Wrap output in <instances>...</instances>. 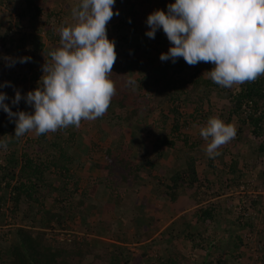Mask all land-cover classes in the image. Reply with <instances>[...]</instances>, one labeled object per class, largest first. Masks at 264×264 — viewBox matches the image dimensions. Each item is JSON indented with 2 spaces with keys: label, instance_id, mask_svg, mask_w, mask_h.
I'll return each mask as SVG.
<instances>
[{
  "label": "trees",
  "instance_id": "obj_1",
  "mask_svg": "<svg viewBox=\"0 0 264 264\" xmlns=\"http://www.w3.org/2000/svg\"><path fill=\"white\" fill-rule=\"evenodd\" d=\"M45 2L0 0V85L5 82L11 85L0 87V92L7 94L5 103L13 112H30L31 106L25 100L18 105H13L12 100L17 90L26 96L39 85L23 90L16 84L43 76L41 60L51 59L49 53L60 47V33L56 29L72 25L59 19L60 11L46 8ZM67 2L51 0V3H59L66 16L70 9ZM114 8L125 10L128 15L119 21L113 16L107 25V35L115 41L116 52L122 51L124 55L129 39L139 29L136 12L130 0H116L115 12ZM23 26L34 33H25ZM12 32L16 33L14 38H10ZM38 32L43 34V39L36 34ZM6 37L10 38L9 44ZM46 41L52 44L50 49ZM140 42L142 48L146 46L143 52L146 69L134 73V76L142 75L134 79V87L120 82L115 85L116 94L107 112L99 118L109 117L110 122H117L108 136L113 148L89 149L88 160L97 154L106 163L99 160L89 163L101 176L89 180L88 186L87 182L82 185V178L74 171L78 165L83 167L74 151L77 136L83 135L80 130L71 125L54 134L53 140L47 138V133L37 135L36 132L33 140L26 138L31 131L17 138L16 123L0 108V139L7 141L5 154H1L3 147H0V225L10 227L0 236V264H241L243 257L245 264H249L253 260L252 254L240 250L243 246L247 248V243L253 239L243 236L245 243L240 236L246 229L255 232L252 218L245 223L237 222L235 230L228 227L224 218V207H231L230 201L225 199L222 204L209 201L210 197L223 196L227 189L250 185L249 180L243 178L238 160L235 158L229 164L221 161L230 178H223L222 170L216 172L212 158L205 160L202 177L197 166L204 151L199 146L208 143L201 137L200 129L212 117L204 110V105L210 103L213 91H219L220 98L226 101L222 113L216 117L230 124L235 120L238 142L240 135L258 140L256 145L250 146V159L254 164L264 155V75L254 82L222 87L207 74L215 67L212 63L190 66L182 57L176 63L161 61L163 46L170 44L162 29L156 32L154 39L143 36ZM21 57H31V60L20 63L17 59L13 66H7L6 58ZM123 63L128 65L125 59ZM34 70L41 72L36 74ZM189 108L192 113L186 115L183 110ZM194 125L198 130L192 138L185 131ZM135 134L149 139L148 143ZM224 154L222 152L223 157ZM162 159L169 162L159 163ZM210 173H214L213 179ZM140 190L144 196L145 192L153 194L152 200L161 204L162 217L137 215L136 198L132 200V197ZM181 196L189 197L192 209L174 218V214L166 213L165 209H173ZM100 197H105L106 201L100 205L91 203ZM257 198L254 207H263V214L256 218L264 224V196ZM139 205L144 209L152 208L144 197ZM120 208L128 209L132 216L113 218ZM104 211L111 215L107 216ZM129 229L133 231L130 236L133 244L156 236L142 246V254L122 246L127 236L125 230ZM254 241L257 256L251 264H264V228ZM177 243L186 245L189 250L182 247L174 251ZM153 249L154 254L148 252ZM194 253L197 256H193Z\"/></svg>",
  "mask_w": 264,
  "mask_h": 264
},
{
  "label": "clouds",
  "instance_id": "obj_2",
  "mask_svg": "<svg viewBox=\"0 0 264 264\" xmlns=\"http://www.w3.org/2000/svg\"><path fill=\"white\" fill-rule=\"evenodd\" d=\"M115 3L82 0L72 9L76 23L60 28V47L49 53L50 61L45 58L39 86L26 96L17 90L12 100L13 105L25 100L34 112H13L5 103L7 94L0 92V108L16 123L15 137L33 130L41 135L71 125L78 128L82 120L93 121L107 112L116 94L110 79L117 60L116 45L107 35L109 21L119 15V10L113 11ZM167 8V12L149 14L146 21L147 37L154 39L162 29L172 45L161 54V61L176 63L182 57L190 66L212 63L215 67L207 71L208 76L226 88L264 75V0H175ZM6 59L11 67L17 59L26 63L31 57ZM127 83L134 87L136 81ZM5 86H11L10 82L0 85ZM200 135L208 141L206 154L215 158L220 155L218 149L235 138L236 128L211 117ZM0 147L6 149L7 141L0 139ZM254 215L245 218L237 214L240 223Z\"/></svg>",
  "mask_w": 264,
  "mask_h": 264
},
{
  "label": "rangeland",
  "instance_id": "obj_3",
  "mask_svg": "<svg viewBox=\"0 0 264 264\" xmlns=\"http://www.w3.org/2000/svg\"><path fill=\"white\" fill-rule=\"evenodd\" d=\"M67 1H68L67 2L68 6H70V7H68L70 9L67 10V16L62 13V8L59 5V3H57V4L54 3L53 5H51V7H49V9L52 10V12H57V13L60 11L61 14H60V16H58L59 19H62L65 22H68V23L74 25L76 23V20L72 16V9L77 8L81 4L82 0H67ZM130 1H131V4L133 5V9L136 12V19H137L136 24L139 27L138 30H140V32L137 30L136 35H134L133 37H131L129 39V41H128L129 44L126 46L127 49H126V53L124 55L122 54V51L120 52V54L117 53V60L113 66V72L110 74V79L113 80L115 85H116V83H119V82L128 84L127 81L129 79L134 80L137 78V76L138 77L142 76L140 73L139 74L136 73V75L137 74L138 75L134 76V73L139 72V71H144L146 69V67L144 66L146 57H144V54H143L146 46L144 48H142L143 46L142 47L140 46L141 45L140 44L141 43L140 38H142L143 36L146 37V32L149 30V27L146 23L147 18L149 16V14L153 13L156 10H164L165 12H167V10H168L167 6L169 4L175 3V0H148V1L147 0H130ZM45 3L47 5H49L51 3V0H46ZM114 9H115V12L117 10H119V15L118 16L114 15L115 18L117 17L116 21H119L120 19L127 17L128 14L126 13L125 10H120L118 8H114ZM11 24L13 26L14 23H11ZM6 27H7V25L4 26V28H6ZM23 29H24L25 33H31L32 32L30 29H28V27L23 26ZM54 30H55V28H54ZM56 32H59V30L56 29ZM32 33H34V32H32ZM141 33H142V35H140ZM14 34H16V33H14V32L10 33V38H14ZM36 34L39 37H42V39H43V34L41 32H38ZM10 38L6 37V43L9 44ZM155 43H156V41L153 40L152 45L155 46ZM50 44L51 43L46 41V45H48L47 46L48 49H50V47H49ZM159 47H162V43L159 45ZM170 47H171L170 44H165L162 48L163 52L166 53ZM123 59H125V63L127 61V63H128L127 66L123 63ZM43 60H44V58H43ZM43 60H41V62H40V64H41L40 67H42V65L45 63V61H43ZM50 60L51 59H49L48 61H50ZM155 62L156 61L154 60V63ZM117 63H119V65H117ZM195 66L200 67V64L198 63ZM34 72L36 74H38L41 71L40 70L39 71L34 70ZM128 72H131L132 75H129ZM40 80H41V78H39L38 80H34V79L28 80L26 82H23L22 84L21 83L18 85L16 84V86L22 88L23 90H28L29 86H32V85L38 86L39 85L38 82ZM233 86H237V85H233ZM234 91H237V88L236 89L234 88ZM220 96H221V93H219V91H216V92L213 91L212 97H211L212 99L210 100V103L209 104L206 103L204 105V110L205 111L208 110L211 113L212 117H216L217 115H220L223 111V106H224L223 104L226 101L221 99ZM29 110H30V112H34V109L31 107ZM183 112L186 115H188V114L192 113V109L191 108H189L188 110L184 109ZM99 118H97L96 120H93V121L82 120L80 123V126L78 128L76 127L78 130H80L82 132L83 135L77 136V142H76L77 146L74 148L75 158H77V160L81 161V165H83V167L80 168L78 165L77 168L76 167L74 168V171H76L77 175L82 178V185L87 182V186H88L89 180L101 176L100 171H98L96 168L87 169V168H89V163H91L93 161L95 162V160H99L100 163H103V161H104V163H106L105 160L103 159V157L98 158V157H100V155H97V154L93 155L91 161L88 160V158L86 157V152H85V151H87L86 150L87 145L92 143L93 151L108 148V147L113 148V145L110 144V138L108 136L110 134H112L111 128L113 129L114 126L117 125V122H116V120H112L110 122L109 117H104L101 119H99ZM106 122H109L110 124L107 125ZM231 124L235 126V120H233ZM60 130L61 129H58L56 132H47V138H49L50 140L55 139L54 134L58 135ZM197 130H198V126L194 125L193 128H189L185 132H186V134L191 135L192 138H194ZM244 132L246 133L245 130H244ZM240 137H241V138H239L240 142L237 141L238 139L235 136V138L233 140H231L230 142L221 146L218 149V151L220 152V155L215 157V158H212L213 166H214L215 170H217L216 172H218V170H222V173H223L222 177L223 178H230V176L227 175V172H226L227 167H224V164H222V163L224 161H227V163L231 162L236 158L238 160L237 161L238 166H240V168H242V170H243V174H244L243 178L250 181L251 186L250 185L248 186L250 188L249 190H252V191L261 190L263 193L261 194V191H259L258 192L259 196L260 195L264 196V175H263V172H264V155H260L259 159H257V162H255V164L250 159V152H251L250 146L252 144H253V146L256 145L258 140L251 139L250 135H247V137L240 135ZM26 138H31L33 140L35 138V131L34 130L31 131L27 135ZM26 138H24L23 140L25 141ZM246 138H248L249 140H247ZM83 146H85V147L83 148ZM149 146H150V142H149ZM206 146L207 145H205V143H204V145L202 144L201 146H199V148H202L205 151ZM37 150H39V149H37ZM204 151L202 152V156L200 155L201 157H203V159L199 161V165L197 166V171L201 177L204 175V171H205L204 170L205 169V160L211 159V158L207 157L208 155L206 154V151L205 152ZM6 152H7V148L1 149V154H5ZM222 152L225 153L224 157L222 156ZM222 160H223V162L221 163ZM90 166H91V164H90ZM92 167H93V165L90 168H92ZM216 172H214V173H216ZM210 174H212V173H210ZM213 174L211 175V179H213ZM262 175H263V178H262ZM258 181H262L263 184L261 183V185H260V183ZM234 188H236V187H234ZM131 189H130V191H131ZM233 191H234V189H233ZM233 191L227 189V191L223 193V196L219 197L218 199H213L210 197L209 201L213 202V203L219 202L221 204L224 202L223 200H225V199H228L229 201H231L230 202L231 207H229V208H225L224 206H221V207L222 208L224 207V210H223L224 211V218H225V222L229 223L228 227L235 228V230H236L237 226H235V225L237 224V222H239V219H238L237 214L233 211V205L237 204L238 199L231 196V195H234ZM123 192H124V190L123 191L121 190V193H123ZM123 195L124 194H122L121 197H123ZM149 195L153 196V194H150L149 192H145V196H144V193H142L140 190L139 194H137V195L135 194L132 197V200L135 198H136V200H138V199L141 200L142 197L150 200ZM137 197H138V199H137ZM181 197H185V199H187L189 201V197H187V196H181ZM102 201H106L105 197H103V198L100 197L99 200H92L91 203L94 205L95 204L100 205V203ZM151 201L152 200H150L148 202V204L152 205V208H149L150 209L149 211H152L155 213L156 210L158 209V205L156 203L157 201L156 200H154L156 202H154V201L151 202ZM153 206H154V208H153ZM188 206H192V203H190ZM188 206H187V208H188L187 210L182 209V211L181 210L179 211V214L180 215L185 214L186 211H188L189 208H191ZM125 208H127V205L125 206ZM251 208H252V214H255L254 219H252V223L255 222L254 225H255V229H256L255 232L252 233L253 239H251V241H249L247 243V240L245 241L243 239L244 233L240 232V236L242 237L244 242L249 244L248 246H250V248L248 246H247V248L245 246H243L240 249L242 251V253H244V254H246V253L252 254L253 260L251 262H249V264H251L255 260L254 258H256V256H257V253H255L256 247L254 245L256 243V241H254V239H257V236L260 234L261 230L264 228V224H261V220L258 222V220L256 218L257 216L259 217L263 214V207H261V208L257 207V206L254 207V203H253ZM259 208H260V214L258 215L257 210ZM177 209H178V207L176 206L175 210H177ZM120 210L121 211H116V212H119L121 214H119V213L113 214L112 217L113 218H121V217L124 218V217L129 216L128 212H130V211L128 209L126 210V213L124 212L123 208H120ZM173 210H174V208H173ZM104 213H110V212L104 211ZM157 214H158V212H157ZM159 214H160V217H162L160 211H159ZM176 215H177V213L174 214V218L178 216V215L177 216ZM92 221H93V223H95L96 219H93ZM8 226L7 225H5V226L0 225V236L2 233H6L9 230L10 227H8ZM223 226H224V224L221 225V227H223ZM151 227L153 228V226H151ZM113 230H115V229L113 228ZM161 230L162 229L157 231L156 234L160 233ZM238 231H240V230L237 229V232ZM130 243H131V246H130ZM182 247L183 246H178V243H177L175 250H174V246L172 247V251L173 250L179 251ZM127 248H130V250L134 253L142 254L141 249H137L138 247L135 249V247H133L132 241L128 243ZM183 248L186 250H189V248L186 247V245H184ZM154 251H155V249L149 250L148 252H151L152 254H154ZM192 255L197 256L195 253ZM240 263L245 264L244 257L240 258Z\"/></svg>",
  "mask_w": 264,
  "mask_h": 264
},
{
  "label": "crops",
  "instance_id": "obj_4",
  "mask_svg": "<svg viewBox=\"0 0 264 264\" xmlns=\"http://www.w3.org/2000/svg\"><path fill=\"white\" fill-rule=\"evenodd\" d=\"M54 3H50L49 5H47V4H45V5H47L46 7L47 8H49V7H51V5H53ZM57 4V3H56ZM135 136L136 137H140V139H142V140H145L144 138H142L141 136H140V134H135ZM145 141H147V143H148V139H146ZM146 143V150H148L149 149V145ZM84 144V143H83ZM82 144V145H83ZM86 146V145H85ZM85 146H83V148L85 147ZM82 148V149H83ZM81 149V150H82ZM89 149H92V143L91 144H89V145H87V148H86V150L87 151H85L86 152V157H88V151H89ZM94 162V161H93ZM106 162V161H105ZM169 162V160L167 159H162L159 163H162V164H167ZM103 163H104V161H103ZM91 166L89 165V168H87V169H94V167H92V168H90ZM149 198H150V200H152L154 197L152 196L151 197V195H149ZM146 199V198H145ZM147 200V203L150 201L149 199H146ZM154 200H152L151 202H153ZM136 202H137V206H135V209H136V213H137V215H144L145 217H154V218H158V217H160V214H159V209L161 208L162 209V207H161V204L159 203V202H156V201H154V202H156L157 203V205H158V209L156 210V212L154 213V212H152V211H149L150 209H148V208H141L140 207V205H139V203H140V200H136ZM191 203V201H188L187 199H185V197H180L179 199H178V202L175 204V205H173V207H174V210L173 209H165V211H167L166 213H171V214H175V212H177V214H178V216L180 215L179 214V211L181 210L182 211V209L184 210H187L188 208H187V206L189 205ZM168 206V205H167ZM178 207V209L177 210H175V207ZM169 207H171V206H169ZM188 207H191L192 208V206H188ZM153 208H154V206H153ZM191 208H189V210H191ZM189 210L188 211H186V213H189ZM114 212V211H113ZM116 212V211H115ZM115 212H114V214H115ZM124 212H126V210H124ZM157 212H158V214H157ZM116 213H118V212H116ZM109 214L110 213H106V215L107 216H109ZM128 214H129V216H132V213L131 212H128ZM156 214V215H155ZM111 215V214H110ZM125 233L127 234V236L125 237V243H123L122 244V246H124V248H127V246H128V243L129 242H131L132 241V239H131V237L130 236H132L133 235V231H132V229H129V230H125ZM154 237H156V236H152L150 239H148L146 242H144V243H141V244H133L132 243V245H133V247H135V249L137 248V249H141V252H143V248H142V246L144 245V244H146V243H149ZM130 246H131V243H130ZM127 249H129L130 250V248H127Z\"/></svg>",
  "mask_w": 264,
  "mask_h": 264
},
{
  "label": "built area",
  "instance_id": "obj_5",
  "mask_svg": "<svg viewBox=\"0 0 264 264\" xmlns=\"http://www.w3.org/2000/svg\"><path fill=\"white\" fill-rule=\"evenodd\" d=\"M250 183V181H249ZM251 186V185H250ZM250 188L248 186L240 187L239 189H235L234 195L238 199V204L234 208V211L236 214H239L243 217H248L250 214H252V203L257 200V196H259V191H252L249 190ZM263 192H261L262 194ZM247 240H250L252 238V234L250 232H245L243 235Z\"/></svg>",
  "mask_w": 264,
  "mask_h": 264
}]
</instances>
